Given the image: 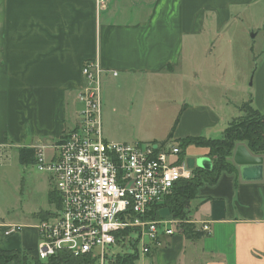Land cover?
<instances>
[{
  "label": "crops",
  "instance_id": "obj_1",
  "mask_svg": "<svg viewBox=\"0 0 264 264\" xmlns=\"http://www.w3.org/2000/svg\"><path fill=\"white\" fill-rule=\"evenodd\" d=\"M105 1L100 8L95 0H0V156L7 149L25 147L45 152L78 127L77 97L88 61L99 62L105 92L122 79L147 86L178 79L183 104L166 137L137 140L140 143L166 141L176 121L174 142L220 138L240 115L248 91L222 80L229 67L220 59L208 64L207 40L222 37L235 23L246 25L254 40L260 35L264 40V0ZM262 53L254 78V108L260 111L264 108ZM211 90L224 93L216 100ZM192 91L197 98L190 100ZM239 146L247 148L243 143ZM195 149L198 160L209 159L207 149ZM235 151L230 160L237 173L223 172L215 183L203 184L187 209L188 222L201 236L187 239L184 232L164 236L142 264H264V154L259 156L263 179L244 181L234 162ZM186 153L184 161L194 170L197 162L186 159ZM204 224L211 227L209 235L201 232ZM15 225L0 221V249L35 255L37 225L19 224L22 229L12 231Z\"/></svg>",
  "mask_w": 264,
  "mask_h": 264
},
{
  "label": "built area",
  "instance_id": "obj_2",
  "mask_svg": "<svg viewBox=\"0 0 264 264\" xmlns=\"http://www.w3.org/2000/svg\"><path fill=\"white\" fill-rule=\"evenodd\" d=\"M95 1L100 8L106 2ZM82 74L78 127L51 147V162L45 160L43 149L36 148L38 169L51 177L60 206L39 221L35 255L43 262L66 251L88 257L91 264H113L120 255L109 252L114 246L132 248L126 254L149 255L161 246L162 237L183 233V224H190L148 216L165 203L178 181L193 178V170L180 160L183 150L172 140H105L101 120L104 73L98 61H88ZM21 229L20 225L12 227V231ZM201 232L209 235V224Z\"/></svg>",
  "mask_w": 264,
  "mask_h": 264
},
{
  "label": "rangeland",
  "instance_id": "obj_3",
  "mask_svg": "<svg viewBox=\"0 0 264 264\" xmlns=\"http://www.w3.org/2000/svg\"><path fill=\"white\" fill-rule=\"evenodd\" d=\"M252 35L254 33L247 31L246 25L232 24L221 33L222 37L216 35L207 40L208 50L211 52L207 61L208 64L213 63L217 57L224 66H228L222 80L227 84L236 82L243 85L248 91L247 101L252 100L254 106V78L262 62L264 40L263 35L256 40ZM254 45L256 50H252ZM262 77L264 78V72ZM122 80L123 82L106 92L105 88H102L101 120L104 138L110 142L130 138L129 143L165 138L173 118L183 104L184 95L178 87V79L161 80L152 86L143 85V82ZM210 80L208 78V81ZM195 92L192 91L190 100H193L192 97L197 98ZM210 92L216 96V100L222 97L220 93H224L221 90ZM260 92L264 94V90ZM223 97L225 98V95ZM195 147L189 146L186 149V159L191 157L197 162L198 150ZM44 154L47 162L53 160L52 149H47ZM187 167L189 168L188 164ZM53 188L54 183L49 174L41 172L37 164H22L18 149H7L0 156V221L16 225H38V213L44 215L55 210V205L48 200L49 191ZM160 217L169 219L171 215L167 209H162ZM109 252L124 255L132 252V248L114 246ZM30 255L34 256L32 252ZM144 257L147 256L140 254L137 264H142Z\"/></svg>",
  "mask_w": 264,
  "mask_h": 264
},
{
  "label": "trees",
  "instance_id": "obj_4",
  "mask_svg": "<svg viewBox=\"0 0 264 264\" xmlns=\"http://www.w3.org/2000/svg\"><path fill=\"white\" fill-rule=\"evenodd\" d=\"M240 115L233 119L220 138H208L205 136L188 137L177 141L183 152L180 160L185 158V150L189 146H196L208 150L207 156L212 162L211 169L197 167L193 170L194 176L190 180L178 181L171 194L165 199V203L151 211L150 220H161L160 211L167 209L171 218L188 220L187 209L190 202L197 198L198 189L205 183H215L223 172L237 173V169L231 162V157L238 144H245L255 155L264 154V108L262 111L254 108L253 101L248 100L239 107ZM177 121L171 129L167 140L173 138ZM158 143V142H153ZM36 148L25 147L19 149V157L22 164H36ZM48 200L55 207L60 206L57 192L51 189ZM41 214V213H40ZM50 213L41 215V219L48 217ZM183 232L187 239H195L201 236L192 225L183 224ZM127 234L129 232H126ZM136 246V245H135ZM138 253L118 255L113 264H136ZM0 264H91L86 256H73L66 251H60L47 261H40L36 255L31 256L28 251L2 250L0 249Z\"/></svg>",
  "mask_w": 264,
  "mask_h": 264
},
{
  "label": "water",
  "instance_id": "obj_5",
  "mask_svg": "<svg viewBox=\"0 0 264 264\" xmlns=\"http://www.w3.org/2000/svg\"><path fill=\"white\" fill-rule=\"evenodd\" d=\"M254 38V35H252ZM234 162L239 166V172L244 181H260L263 179V159L252 155L246 147H237L234 155ZM197 165L203 169H211L212 162L202 158L197 161Z\"/></svg>",
  "mask_w": 264,
  "mask_h": 264
}]
</instances>
